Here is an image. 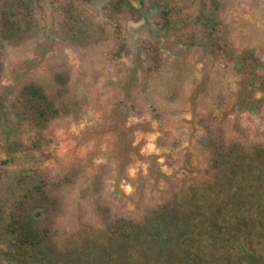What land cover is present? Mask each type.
Masks as SVG:
<instances>
[{"label": "rangeland", "instance_id": "rangeland-1", "mask_svg": "<svg viewBox=\"0 0 264 264\" xmlns=\"http://www.w3.org/2000/svg\"><path fill=\"white\" fill-rule=\"evenodd\" d=\"M66 1L0 0V196L8 203L39 179L55 184L74 177L56 192L63 202L55 218L58 256L30 259L0 237V264H100L92 244L105 229L99 205L115 217H133L168 189L204 179L212 157L199 117L217 138L264 153V88L250 95L248 80L243 89L221 48L203 44L201 36L191 44L151 20L122 23L133 50L144 40L159 49L161 67L151 72L149 55L138 63L108 56L116 46L113 23L100 44L61 42L57 24ZM106 1L89 6L102 22ZM190 1L177 0L176 9L193 12ZM224 26L235 48L264 60V0H231ZM62 72L69 77L65 105L44 121L21 88L37 82L54 95Z\"/></svg>", "mask_w": 264, "mask_h": 264}, {"label": "trees", "instance_id": "trees-1", "mask_svg": "<svg viewBox=\"0 0 264 264\" xmlns=\"http://www.w3.org/2000/svg\"><path fill=\"white\" fill-rule=\"evenodd\" d=\"M176 1L139 0L135 5L132 0H107L102 22L89 8L93 0H67L61 4L57 35L71 46L97 45L107 36L105 25L113 23L116 46L108 50V56H131L138 63L141 56L149 55L152 72L161 67L157 46L144 40L133 50L119 28L122 23L151 20L176 38L192 44L201 36L203 44L221 48L224 64H231L242 76L243 89L248 80L254 82L250 95L264 88V60L253 50L235 48L224 26L231 0H192L186 7H194L190 13L176 9ZM28 21L35 25L34 16ZM3 24L12 32L8 17ZM217 40L221 45H216ZM68 78L67 72L55 75L60 90L54 95L37 82L24 85L20 94L46 121L65 105ZM197 122L205 131L212 157L204 179L168 189L160 201L146 205L133 217H115L99 205L105 229L92 244L100 264H264L263 149L222 135L217 138L204 117ZM73 178L66 176L55 184L39 179L13 193L8 203L0 196L2 242L30 259L57 257L55 218L62 214L63 202L56 192Z\"/></svg>", "mask_w": 264, "mask_h": 264}]
</instances>
